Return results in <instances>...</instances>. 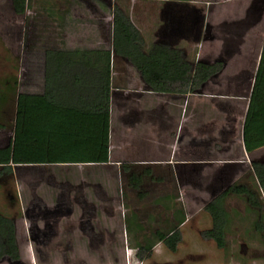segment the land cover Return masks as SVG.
Listing matches in <instances>:
<instances>
[{
  "label": "crops",
  "instance_id": "crops-1",
  "mask_svg": "<svg viewBox=\"0 0 264 264\" xmlns=\"http://www.w3.org/2000/svg\"><path fill=\"white\" fill-rule=\"evenodd\" d=\"M108 1V8L97 4L92 7L96 20L90 40L71 39L70 30L68 46H49L45 43L37 45L36 48H26L24 42H13L10 35L12 31L8 33V40L3 39L0 33L3 39L0 41V88H10L12 81L16 79L17 93L42 94L45 89L46 70L49 69L50 72L51 69L46 66L47 50L111 49L113 5H121L119 0ZM132 2L133 6L137 3L148 7L130 10L122 8L140 31L145 53L160 40L164 44L182 48L187 60L193 63H212L218 59L224 61L223 69L210 78L205 86L184 93H174L150 90L143 82L141 73L127 59L112 57L111 78L114 87L110 106L109 138L113 109L115 125L119 126L120 133L119 136L116 135V155L112 160L110 150L108 164L113 163L119 175H130L132 166L138 170L143 167L141 172L138 171L142 176L144 170L150 171L151 182L145 183L144 189L135 188L145 199L139 197L140 202H145L140 204L132 197L133 203L123 206L126 211L127 208H132L138 220L137 227L125 229L129 237L127 248L137 249L138 244L144 240L152 244L155 252L156 246L163 244L156 237L158 232L180 218V226L183 227L194 214L189 210L192 211L193 206L198 204L202 209L211 194L217 192L222 176L236 175L235 171L226 172L225 166L247 162L229 161L219 167L216 162L219 153L225 149L223 143H230V149L237 142L236 135L240 133L241 150L248 155L254 152L247 153L244 149L242 129L263 44L256 56L255 66L251 67V60L246 65L245 37L251 30L250 27H253L246 19L253 10L255 0H251L249 5V1L245 0H190L185 5L166 0ZM17 3L20 4L22 13H17L12 6L13 13L18 16L9 18L3 15L0 32L16 23L20 15L24 16L30 12L27 0H17ZM76 10H70V23L74 21V15H78ZM35 12L44 13L41 8ZM90 16L87 15L88 18ZM259 19L254 22L259 23ZM240 60L246 62L242 61V64L238 62ZM235 61L240 66H235ZM97 63L100 65V61ZM227 76L229 89L222 92L221 78ZM230 82L234 84L233 90ZM229 95L234 102L244 103L242 112L231 104H220L218 99ZM205 97L211 98L209 106L203 104ZM7 105L11 104H4L2 110L5 111ZM220 114L224 119L219 128L217 117L222 116ZM4 132L5 129H0V135L4 136ZM246 164L244 171L247 172L248 180L242 183L250 184V161ZM122 165L128 167L127 171L121 170ZM154 223L160 224V227L153 228ZM181 240L183 242V237ZM193 252L188 254H194Z\"/></svg>",
  "mask_w": 264,
  "mask_h": 264
},
{
  "label": "rangeland",
  "instance_id": "rangeland-1",
  "mask_svg": "<svg viewBox=\"0 0 264 264\" xmlns=\"http://www.w3.org/2000/svg\"><path fill=\"white\" fill-rule=\"evenodd\" d=\"M119 1L121 8L126 10L148 8L145 4L136 3L133 6L132 0ZM245 1H249L248 5L251 3V0ZM108 2V0H27L30 12L24 16L20 15L16 23H12L10 28H5L4 32L0 33L3 39L8 40V33L12 31L10 35L13 42L16 44L24 42L26 48H36L37 45L45 43L49 46L53 44H56L53 46L59 44V47L68 46L70 30L71 39L90 40L96 20L92 14V7L97 4L108 8ZM252 6L253 10L246 19L249 21L248 24L253 26L245 37L244 52L247 54V62L238 61L246 62L248 65L251 60V67L255 66L256 56L264 40V0H255ZM40 8L43 9V14L35 12ZM73 8L77 9L78 15H74V21L70 23V10L73 11ZM3 15L17 18L18 15L12 11V0H0V23L3 21ZM87 15H91L90 18ZM256 19H259V23L254 22ZM3 39L0 37V41ZM238 62L235 61L234 65L238 66ZM258 64L259 60L256 70ZM221 81V91H227L228 76L221 78ZM230 83L232 87L234 84ZM210 99L204 98V106L211 104ZM218 101L221 105L231 104L241 112L244 110V103L234 102L231 95L219 98ZM6 107L4 111L6 118L13 119V106ZM114 111L115 109L112 112L109 145L112 160L118 145L116 135L119 136L120 133L119 126L115 125ZM223 119V115L217 117L219 128ZM12 135V130L5 129L4 136L0 135V146L8 145ZM236 137L237 142L230 149V143H223L225 149L219 153L216 162L219 167L229 161L249 162L264 159V146L248 155L241 150V134H237ZM246 163L225 166V171L237 172L232 180L245 182L248 180L247 172L244 171ZM13 168V178H8L7 189L0 186V212L17 215L15 223L20 258L15 262L5 258L0 260V264H264V231L257 233L253 229L255 221L264 224L262 191L255 193L253 201L234 195L225 198L223 204L229 217L225 249L217 248L212 240L202 237L201 231L211 227V217L203 208L200 209L201 206L198 204L193 206L192 211L189 210L191 214L194 213L191 218L189 217L190 221L188 218L189 222L183 227L180 226L183 242L182 240L179 242L176 252H171L164 244L159 243L152 256L141 261L136 257V249L127 248L129 237L128 231H125L131 226L137 227V215L130 207L126 211L123 205L132 204L133 198L140 204L145 202H140L141 195L135 188L144 189L145 183L151 182L149 170H144L142 176L138 171L141 172L143 167L138 170L132 166V175H119L113 163L35 164ZM251 177L250 185L253 186L255 181L253 176ZM8 190L12 198H9ZM141 199L145 200L143 197ZM159 225L154 223L153 228L160 227ZM190 251H194V254H188Z\"/></svg>",
  "mask_w": 264,
  "mask_h": 264
},
{
  "label": "trees",
  "instance_id": "trees-1",
  "mask_svg": "<svg viewBox=\"0 0 264 264\" xmlns=\"http://www.w3.org/2000/svg\"><path fill=\"white\" fill-rule=\"evenodd\" d=\"M166 1L185 5L190 0ZM12 6L22 13L17 0H12ZM143 47L140 31L128 14L114 4L111 49L47 50L46 66L51 69L46 70L42 94L17 93L16 79L10 88H0V129L13 133L8 145L0 146V186L7 189L14 166L109 163L112 57L127 59L141 73L145 85L155 92L194 90L205 86L224 67L221 59L212 63L190 62L182 48L160 40L148 53ZM248 99L242 139L246 152L252 153L264 146V40ZM8 103L13 106V119H7L2 110ZM127 169L121 166L122 171ZM249 169L255 185L232 181L233 175L222 176L217 192L203 207L211 217V227L202 230L201 235L219 249L227 247L229 217L223 204L225 198L234 195L253 201L256 192H264V159L251 160ZM7 194L10 198L9 190ZM16 219L15 214L0 212V260L15 262L20 258ZM181 223L182 218L156 235L171 252H176L181 241ZM253 229L262 233L264 224L255 221ZM152 248L148 241H141L136 257L141 261L150 258Z\"/></svg>",
  "mask_w": 264,
  "mask_h": 264
},
{
  "label": "built area",
  "instance_id": "built-area-1",
  "mask_svg": "<svg viewBox=\"0 0 264 264\" xmlns=\"http://www.w3.org/2000/svg\"><path fill=\"white\" fill-rule=\"evenodd\" d=\"M130 250H132V249H130ZM136 254V253H135ZM138 259V258H137Z\"/></svg>",
  "mask_w": 264,
  "mask_h": 264
}]
</instances>
